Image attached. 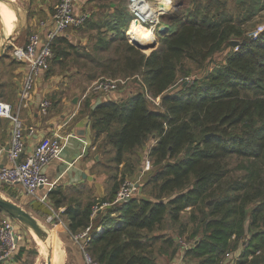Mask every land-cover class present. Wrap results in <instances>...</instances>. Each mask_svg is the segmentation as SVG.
Returning a JSON list of instances; mask_svg holds the SVG:
<instances>
[{"label":"trees","instance_id":"trees-1","mask_svg":"<svg viewBox=\"0 0 264 264\" xmlns=\"http://www.w3.org/2000/svg\"><path fill=\"white\" fill-rule=\"evenodd\" d=\"M116 15L119 20L123 12ZM119 22L110 23V39L100 37L93 46L105 55L89 50L79 57L100 69L93 78L141 74L146 91L96 104V95H87L83 110L90 116L97 150L103 147L110 154L103 161L99 151V169L113 163L134 172L128 158L155 136L149 152L160 165L151 177L155 192L115 201L120 189L115 181L106 195L84 206L68 204L70 231L104 227L92 231L88 243L100 264H161L154 252L162 234L168 235L166 222L180 221L191 207L194 242L186 255L201 257L199 264H264V37L239 42L241 48L231 51L225 65L185 83L191 72L187 62L201 65L232 37L241 36L221 2L208 0L180 19L178 28L168 26L162 45L149 54L129 41ZM57 43L65 44L60 57L69 53L68 46L74 48L63 35L55 39L53 51ZM178 82L180 88L172 90ZM150 97H160L161 107H152ZM51 195L56 205L63 204L64 195ZM247 233L243 251L226 259L229 248L235 249ZM166 240L176 243L174 237Z\"/></svg>","mask_w":264,"mask_h":264},{"label":"rangeland","instance_id":"rangeland-1","mask_svg":"<svg viewBox=\"0 0 264 264\" xmlns=\"http://www.w3.org/2000/svg\"><path fill=\"white\" fill-rule=\"evenodd\" d=\"M6 2L10 6H15L18 8L19 17L16 22L15 29L13 31V35L16 38L13 42L21 44L23 43L25 37L36 29V27H32L29 21V15L31 13V5H29L24 0H0ZM93 4L97 6V9H93L90 7L88 9L90 16L84 25L76 28H68L62 35L67 39H70L68 34L70 31L75 30L76 36L71 39L74 48L71 49L70 53L66 56H61L63 58H59L57 56L58 50L62 49L61 46L65 44H56L54 46V55L52 57V61L50 64L51 71L56 72L58 75L63 78L64 76L70 77V71H79L81 82L77 83V85H70L68 89L72 90V95L74 94H86V95H120L123 97H130L131 95H135L137 92L146 91L143 84V76L141 74H135L129 77H120V78H110L106 76H99L93 78L92 75L95 73H99L100 69L95 67L88 59H84L79 57V53L85 51H93V54L96 56L105 55L102 52H94L93 46L95 42L100 38L110 39L113 35L111 33V24L114 22L121 23L123 31L127 29L129 22L131 20V14L127 7V0H117L118 7L120 11L123 12V17L118 20L117 15L111 14V7L108 3V0H90ZM166 2L167 11L162 15V24L159 27L172 26L174 29L179 27V20L185 19L188 14L196 11L201 4V7H205L208 0H162ZM219 1L222 4V9L233 16L235 25L241 30V36L232 37L231 40H237L238 43L244 44L245 41H251L255 39H261L264 37V0L261 2H255V0H214ZM86 2L83 1L84 6L86 7ZM104 2V3H103ZM83 6V10H85ZM216 11V10H215ZM23 15V16H22ZM21 17V18H20ZM115 17V18H114ZM121 17V16H120ZM0 20V25H1ZM41 22V21H37ZM20 23V24H19ZM153 40L147 43H156V46L153 48L142 49L143 52L149 54L153 51V49H157L162 45L163 42V33L159 30L154 32ZM127 37V36H126ZM8 38V37H7ZM128 38V37H127ZM6 38L1 39V42L5 41ZM85 41V42H84ZM226 43L224 48L220 51L215 52L207 61L203 64L199 65L193 62H187L188 66L191 68L190 75L185 79V83L193 80L196 77H202L213 70L218 65H225L227 62V57L233 50H239L236 45L231 44V42ZM237 43V44H238ZM240 45V46H241ZM77 49L79 50H76ZM70 66L73 69H70ZM76 69V70H75ZM67 71L69 74L67 75ZM116 80L117 88L115 91L107 92L102 91L97 86L106 80ZM62 81H60L61 83ZM179 82L176 84L172 90H178L180 88ZM61 87H63V82L61 83ZM66 89V88H65ZM83 94V95H84ZM151 98V97H150ZM160 97L151 98L150 105L152 107H161ZM102 141V138L99 139ZM156 142L155 136L149 138V140L140 148H138L134 155L129 157L131 163L135 166L134 172H128L127 168L122 164L119 169L113 167V163H109V165L96 168L101 172L105 170L108 173V177L113 175L110 180H108L107 187L110 188L115 181L120 182V189L122 187L132 188L134 185H125L126 180L133 182L134 184H138V190L134 191L138 194V196L151 197L150 194L155 192L153 183L151 182V177L160 167L153 162V159L150 157L149 152L152 145ZM103 155V161H107L110 157V154L105 153V148L101 147L98 150ZM146 159L151 160V167L149 169L145 168ZM124 177L122 181L121 178ZM0 194L10 197L5 191L0 188ZM135 194V193H134ZM13 200V199H12ZM210 199H206V203H211ZM28 209V207H25ZM191 207H187L186 210L182 214V218L180 221L174 223L168 220L165 225L164 233L162 234V238L156 244V251L154 252L157 255L161 264H199V261L202 259L201 257H195L192 255H186V251L191 247L194 242V238L191 237L190 232L193 229V221L190 220V215L192 212ZM30 210V209H28ZM15 220V219H14ZM39 220L46 225L41 219ZM18 224L15 225L16 233L20 236V246L18 252L21 251V256L18 257V252L16 253V259L18 261L17 264H43L44 257L40 253L39 246L42 244L43 239L36 235L35 232L30 231L26 226L21 224L18 220H15ZM188 224V226H183L182 224ZM47 226V225H46ZM185 227L187 229L185 230ZM32 232V233H31ZM182 232L181 234H179ZM53 233V232H52ZM203 233L201 232L200 235ZM59 236V235H58ZM169 237H174L176 239V243L168 242L166 239ZM36 239V240H35ZM61 241V247L64 250V262L62 264H81V258H75L72 250L75 251L74 241L71 238H65L64 236L59 237ZM250 239L249 233L244 236L240 241L236 244V248H229V251L232 253L234 251L242 252L245 248V245L248 243ZM49 243L50 249L53 252V257L50 261L45 260V264H52L55 256V247L53 243L47 239ZM159 248V250H158ZM70 250V251H69ZM67 252H70V258L67 256ZM59 254V252H58ZM58 264H61V259Z\"/></svg>","mask_w":264,"mask_h":264},{"label":"crops","instance_id":"crops-1","mask_svg":"<svg viewBox=\"0 0 264 264\" xmlns=\"http://www.w3.org/2000/svg\"><path fill=\"white\" fill-rule=\"evenodd\" d=\"M24 1L31 5L32 8L28 17L29 21H31V26L36 27L35 30H38L42 36H45L47 28L41 26L40 22L37 21L49 19L53 7L58 0ZM83 1L86 2V0H78V11H87L89 13L88 9L90 7L97 9V6L93 4L90 6L92 1L87 0L89 2L86 3V7ZM116 1L108 0L112 15H116L120 11L118 2ZM83 6L85 10L82 9ZM68 36L70 37L68 41L71 42V39L76 36L75 30L70 31ZM71 49L68 46L67 51L70 55ZM76 50L79 49L76 47ZM70 69H73V67L70 66ZM28 72L29 65L24 61L15 59L10 52L0 57V99L9 102L14 112L18 113L24 122L26 134V150L24 155L32 152L37 144L48 139L53 134H58L61 137L63 148L60 156L50 161L46 166L45 171L48 176V182L38 189L35 196L27 195L24 188L17 184L11 185L0 182V188L10 195V197H13V201L24 208L28 207L35 217L43 219L42 221L52 230L53 236L59 244L61 250L58 251L59 259H63V250L59 237L64 236L65 238L73 239V233L68 226V214L66 213L68 204L70 202L74 204L79 202L84 206V203L88 200L106 195L108 175L106 172L95 170L101 165L102 156L97 150L96 144H94V137L90 128V116L86 110H83L87 95L84 94L85 92L83 93L84 95H72L73 88L72 90L68 89L70 85L75 86L81 82L79 71L77 70V73L70 71V77L64 76L61 78L56 72L53 73L50 67L49 70L40 72L36 77L32 96L28 99H23L21 92ZM68 74L69 71H67ZM60 81L63 82V87H61L62 82L60 83ZM119 97L121 96L96 95L93 103L96 104L97 102L107 99H117ZM45 99L50 101V105L43 109L41 102ZM11 125L10 119L0 117V145H4L5 147L4 153L0 155V168L9 163L7 150L11 138ZM136 189L138 190V184ZM52 192L56 196L64 195L62 205H56L51 195ZM132 196H138V194L133 191L130 197ZM42 197L46 198V201L59 213L61 222L59 220L52 222L47 220L48 214L52 212V209L41 201ZM106 207L107 204L100 206L98 213L102 212ZM95 216V213L91 216L92 223ZM16 224L18 223L16 222ZM100 227L102 230L104 229L102 225H98L96 228L90 230V234ZM83 230L75 233H80ZM73 241L75 251L73 249L72 252L75 258L77 259L79 256L81 264H84L78 242L74 239ZM67 256L70 258V252H67ZM16 258L15 256L10 259H2L0 260V264H17Z\"/></svg>","mask_w":264,"mask_h":264},{"label":"built area","instance_id":"built-area-1","mask_svg":"<svg viewBox=\"0 0 264 264\" xmlns=\"http://www.w3.org/2000/svg\"><path fill=\"white\" fill-rule=\"evenodd\" d=\"M78 0H58L53 7L49 19L40 22L41 26L47 28L45 36L38 30L30 32L25 41L21 44L14 42L13 48L9 51L11 55L29 65V72L26 76L21 92L23 99L32 96L35 79L42 71H47L50 67L54 55L53 43L68 28L81 26L89 17L87 11L77 10ZM127 7L131 14V20L126 36L132 41L134 36L129 33L133 23L141 26H151L157 32L162 24V15L168 12L166 2L162 0H127ZM97 88L102 91H115L116 80H106L101 82ZM50 105V101L45 99L41 102V107L45 109ZM0 117L10 119L11 138L7 150L8 164L0 168V182L11 185H21L26 194L35 196L38 189L48 182L45 168L53 159L60 156L63 148L61 137L53 134L48 139L36 145L32 152L24 155L26 150L25 125L18 113L14 112L12 105L0 99ZM5 151L4 145H0V155ZM151 167V160L146 159L145 168ZM125 185H134L132 188L122 187L118 190L115 201L127 200L136 189L137 184L126 180ZM52 209L48 214V221L52 222L60 219L59 213L46 201L41 199ZM96 210V208H95ZM94 210V211H95ZM16 222L9 214L0 209V260L15 257L20 246V236L16 233ZM102 228L96 230L99 233ZM72 238L78 242L80 252L83 256L84 264H100L88 249L91 239L90 226L80 233H73ZM239 255V252H226L225 258L231 259Z\"/></svg>","mask_w":264,"mask_h":264},{"label":"water","instance_id":"water-1","mask_svg":"<svg viewBox=\"0 0 264 264\" xmlns=\"http://www.w3.org/2000/svg\"><path fill=\"white\" fill-rule=\"evenodd\" d=\"M17 17H19L18 8L13 6ZM166 30V26L160 27L159 31L163 32ZM2 25H0V37H2ZM14 35L11 33L5 41H0V57L4 54H7L12 48L14 44ZM132 42L137 45L141 49L153 48L156 46V43H147L142 42L141 40L134 37ZM231 44L236 45L238 43L237 40H231ZM209 134H207L208 136ZM0 209L5 213L9 214L15 220H18L21 224L26 226L28 229L33 230L37 233L43 240H47L51 237L50 228L44 225L37 217H35L29 210L24 208L22 205L17 202L11 200L10 198L0 194ZM63 250V248H62ZM6 259V258H4ZM64 262V250H63V261Z\"/></svg>","mask_w":264,"mask_h":264},{"label":"bare ground","instance_id":"bare-ground-1","mask_svg":"<svg viewBox=\"0 0 264 264\" xmlns=\"http://www.w3.org/2000/svg\"><path fill=\"white\" fill-rule=\"evenodd\" d=\"M17 19L18 17H17L14 7L8 5L6 2L0 1V20L2 21L1 22L2 37H0V39H4L8 37L11 33H13L15 26H16ZM129 33H131L134 37L141 40L142 42L152 41L153 40L152 38L154 37L153 36L154 31L151 26H141L136 23H133V25L130 26ZM14 40H16L15 37H14ZM30 231L34 232L33 230H30ZM36 235L38 234L36 233ZM50 235L51 237L48 240L53 242L54 243L53 245L55 247V256H54V259H53L54 261L52 262V264H58L60 261L59 256H58V251H61V250H60L57 240L53 236L51 229H50ZM39 250H40V253L44 257V260L42 261L43 264H45V260L50 261L52 259L53 252L50 249V246L47 240H43L42 244L40 243ZM62 261L63 259L61 258V262Z\"/></svg>","mask_w":264,"mask_h":264}]
</instances>
